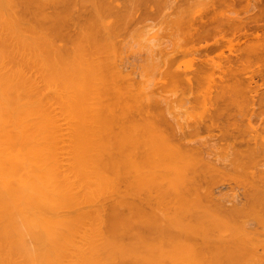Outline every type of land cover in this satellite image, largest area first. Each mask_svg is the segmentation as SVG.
<instances>
[{
	"label": "bare ground",
	"instance_id": "obj_1",
	"mask_svg": "<svg viewBox=\"0 0 264 264\" xmlns=\"http://www.w3.org/2000/svg\"><path fill=\"white\" fill-rule=\"evenodd\" d=\"M88 1L97 4L0 0V264H235L246 255L249 264H264L257 238L264 239V0H163L159 8V0L138 1L140 18L166 10L164 26L155 15L141 22L171 40L162 32L145 38V28L144 47L158 36L165 45L148 44V67L131 62L144 63L137 80L124 67L131 42L115 33L128 21L106 23L94 7V17L78 25L77 5ZM69 25L79 26L70 50L56 43L70 36ZM178 53L192 55L187 63L195 67L180 68L186 62L173 61ZM152 76L175 88L155 95ZM177 85L204 89L187 93L194 96L183 108ZM196 105L199 114L191 113ZM249 105L258 107L256 123ZM202 132L219 144H206ZM221 186L230 190L215 195ZM140 190L156 194L143 198Z\"/></svg>",
	"mask_w": 264,
	"mask_h": 264
},
{
	"label": "rangeland",
	"instance_id": "obj_2",
	"mask_svg": "<svg viewBox=\"0 0 264 264\" xmlns=\"http://www.w3.org/2000/svg\"><path fill=\"white\" fill-rule=\"evenodd\" d=\"M84 1H85V0H84ZM97 1H99V2H97ZM110 1L112 2V1H114V0H110ZM110 1L108 2V0H106V2H105V0H96V1H95V3H97L96 6H94V5H93V2H91V1H88V5H87L86 2H84V3L80 4V5H77V7L80 6L79 8H82V9H80V11L78 12V13L81 12V14H82V15L79 17V20H80V21H79L78 25H80L81 23L83 24V23H85L86 21H90V20L94 17V16H93V14H94L93 11L95 10L94 7H97V10H98V7H99L98 14H99V12H100V14H102V16L99 15L100 17H106V16H107V17L105 18V19H106V20H105L106 23H107V18H108V20L110 19V20H109L110 23H112L111 21L114 22V20H112V18H115V20H116L117 23L121 22V24H124V22H126V21L129 22V23H128V22L126 23L127 25L125 24V25H122V27H119V28H122L121 30H119L118 28L115 29V33H118V32L120 31V33H118L119 35L122 33V34H125L124 36L126 37V33H127L126 30H127V29H129V28H130V29H135V28H136V30H137L139 27H141V33L136 34L137 31L140 32V28H139V30H137V31L134 30L135 32H133V33H132L133 30L131 31V30L129 29V30H128L129 33H127V35H128V34H132V35H131V36H127L126 38H125V37H122V38H124L125 40H127L129 43L131 42V44H130L131 46H132L133 43L137 42V43H138L137 46H132L131 48L136 47L138 50H140L139 52H140L141 54L138 52V50H137L136 48H135V52H134V48H133V50H131L130 45H129V47H128V51H127V49H126L127 47H126V46H128V45H127V44L124 45V43H126L127 41H125L124 39H121V37L118 35V36L120 37L119 40H120V41L123 40V41H121V43L124 45V47H126V48H125L126 50H124V55H123V54H122L123 56L121 55L122 58H123V60H122V59H119V60H121L122 62L119 61V60L117 59V57H116V59L114 58L116 61L121 62V66H124V65H125L126 61H128L127 59L130 60V62H127V64L130 63L129 65H132V67H133V64L136 65V66H134V67H135V70H133L132 68H129V67H131V66H129V65H127V64H126L124 67H126L127 69H130V72H131V73H130V76H134V77H133L134 80H137V79H139V76H137V75L141 74V73H142V69H144V68L141 67L144 63H142L141 66H138V64H136V63H131V62H132V61H136V62L139 61L138 63H140V62H143V61H144V62H145L144 65H146V61H147V60H143V59H145L146 57H148L147 50L145 49V48H148V44H149V43L151 44V43H153V42H154V44H155L156 42H157L156 44H158V42H159V44H160L159 47H162V46L164 47V45H165V43H164L165 41H164V40H163V42H162V41H159L160 39L157 40L158 37H160V36L157 35L158 37H155L154 39H152L153 42L146 43V42H147V41H146V42H145V43H146V47H144V45H143L144 43H143V42H144L146 39H143V35H145V34H143V33H144L145 28H146L147 25H145V28H144V24L142 23L143 20H144V22H145V19H147V18L150 19V18L153 17L154 15H155V16L152 18L153 21H154V18H155L156 20H159L160 18H162V16H159V15H160V12H162L164 8H163V9H160L159 11H158V9H156V8H159L160 5H161V6H164L163 4H165V3H164L165 1L163 2V0H159V1L157 0V1H158L157 3H159V4L156 3L157 5H156V4H154L155 6L153 5V7H156V6H157V7L155 8V10H157V11H156L153 15H151V16H149V17H148V16H146V17L143 16V18H142V16H141V18L139 17V12L142 10V6H141L139 3H137V2L140 1V0H132V1L128 0L127 2H125V0H119V1L117 0V2H119V3H117L118 6L120 5V3H121V4L124 3V6H123V4H122L121 7H120V6L117 7L116 4L114 3L115 1L113 2L114 5H112V4L110 3ZM101 2H102V3H101ZM103 2H105V4H106V3H110L111 6H109V4H108V7L105 6V7L107 8V9L105 10V8H104V9L102 8V7H104V6H103V5H104ZM134 2H135L136 4H134ZM161 2H162V4H161ZM91 3H92V4H91ZM100 3H101V4H100ZM137 4H139L140 7H138L139 5H137ZM135 5H136L137 7H136ZM92 6H93V7H92ZM100 6H101V7H100ZM114 6H115V7H114ZM110 7H112L113 9L110 8ZM87 8H88V9H87ZM114 8H115V9H119V8H120V10H122V12H123L124 14H123L120 10H119V12H116V13H118V14H116ZM130 8H132L133 13H132V10H130ZM137 8H140V9H137ZM187 8L190 9L189 7H187ZM92 9H93V10H92ZM101 9H102V10H101ZM81 10H82V11H81ZM104 10H105V11L108 10V12H110V13L108 14V13L106 12V13H107V14H106V13L104 12ZM110 10H111V11H110ZM112 10H113L114 12H112ZM129 10H130V11H129ZM138 10H139V12H138ZM46 11H47L48 14H50L51 12H53V8L50 7V8L47 9ZM102 11H103V12H102ZM136 11H137L138 13H137ZM130 12H131V14H129ZM136 13H137V15H136ZM158 13H159V14H158ZM162 13L165 14V13H166V10H165V12L163 11ZM75 14H76V13H75ZM75 14H73V16H74ZM111 14H112V15H111ZM121 14H122V15H121ZM125 14L131 15L132 18H131L130 16H128L127 20H125V19H126V18H124V17H125V16H124ZM164 14H163V16H164L163 18H165V15H164ZM96 15H97V14H96ZM103 15H106V16H103ZM108 15H110V16H108ZM115 15H117V16H115ZM156 15H158L159 18H157ZM161 15H162V14H161ZM83 16H84V17H83ZM97 16H98V15H97ZM113 16H114V17H113ZM136 16H137V17H136ZM91 17H92V18H91ZM116 17H117V18H116ZM121 17H122V18H121ZM126 17H127V15H126ZM135 17H136V18H135ZM90 18H91V19H90ZM120 18H121V19H120ZM139 18H140V19H139ZM144 18H145V19H144ZM77 19H78V18H77ZM77 19H76V20H77ZM101 19L104 20V18H101ZM117 19H118V20H117ZM131 19H132V20H131ZM85 20H86V21H85ZM129 20H130V21H129ZM134 20H135V21H134ZM138 20H139V21H138ZM150 20H151V19H150ZM156 20H155V22L157 23ZM83 21H84V22H83ZM137 21H138V22H137ZM141 21H142V22H141ZM151 21H152V20H151ZM153 21H152V22H153ZM162 21H163V20L160 19L159 22H161V24H162V23H163ZM134 22H135V23L137 22L138 24H139V23H140V24L142 23V24H141V25L139 24L140 26H138V28H137V27H135ZM155 22H154V23H155ZM159 22H158V24H156V23H155V24L152 23V24L155 25V26H156V25H159V26L161 27V24H159ZM103 23H104V21H103ZM108 23H109V22H108ZM117 23H116V24H117ZM116 24H115V25H116ZM132 24H133V25H132ZM145 24H146V23H145ZM131 25L134 26V28H132ZM136 25H137V24H136ZM142 25H143V27H142ZM162 25H163V24H162ZM71 26H73V25H69V27H70L69 30H68V31H65L66 34H70L71 37H70V36H67L68 38H66V39L58 40V41H61L62 44H64V45H60V43L58 44V41L56 42L57 45H59V46H64L65 48H68L69 50H70V45L72 46L73 43L75 44V42H73L72 39H75L74 41L77 40L75 37H77V32H78V29H79V26H78V29H77L76 26H75V27H72L73 29H71ZM123 26H125V27H123ZM130 26H131V27H130ZM149 26H150V25H149ZM163 26H164V25H163ZM163 26H162V28H163ZM126 27H127V28H126ZM153 27H154V26H153ZM157 27H158V26H156V29H157ZM165 27H166V26H165ZM124 28H125V29H124ZM143 28H144V30H143ZM150 28H151V27H150ZM150 28H149V29H150ZM158 28H159V27H158ZM162 28H159V29H162ZM74 29H75V30H74ZM76 29H77V30H76ZM117 29H118V30H117ZM123 29H124L125 31H124ZM146 29H147V30H146L147 32H146V31H145V32H146L147 36H145V38L150 37V36H151L152 34H154V32H155V31H154L155 28H154V29L152 28L154 32H151V31L149 30L150 33H148V28H146ZM152 29H151V30H152ZM159 29H158V30H159ZM158 30H157V31H158ZM163 30H164V29H163ZM165 30H168V29H165ZM123 31H124V32H123ZM130 31H131V32H130ZM63 32H64V31H63ZM69 32H71V33H69ZM74 32H75V33H74ZM161 32H162V31H160L159 33L157 32V33L160 35ZM164 32H165V31H163L162 34H161L162 38L166 37V38H167V41L171 40V39L168 40V37H167V36H163V35H166ZM167 32H168V31H167ZM157 33L155 32V34H157ZM171 33H172V32H171ZM72 34H73V35H72ZM100 34H101V36L99 37ZM100 34L97 35V38H100V39H101V42H103V41H104V36H105V35H102V33H100ZM122 34H121V36H123ZM134 34H136L135 36H138V35H139V37H140L141 34H143V35H141V37H140L141 39H140L139 37H138V38H137V37H134V36H133ZM167 34H168V33H167ZM174 34H175V33H173L172 35H174ZM75 35H76V36H75ZM170 35H171V34H170ZM172 35H171V36H172ZM114 36H115V35H114ZM118 36H116V37L118 38ZM168 36H169V35H168ZM171 36H169V37H171ZM116 37H114V40H115V41L117 40ZM173 37H174V36H173ZM173 37H172V38H173ZM176 37H177V36H176ZM156 38H157V39H156ZM177 38H178V37H177ZM130 39H134V40H132V41H134V42L132 43V41H129ZM155 39H156V41H154ZM164 39H165V38H164ZM119 40H117L116 42H118ZM143 40H144V41H143ZM150 40H151V39H150ZM165 40H166V39H165ZM172 40H173V39H172ZM176 40H179V39H176ZM70 41H71V42H70ZM99 41H100V40H99ZM105 41H106V40H105ZM115 41H113V42L116 44V46H115V48H116L118 43H116ZM124 41H125V42H124ZM141 41H142V42H141ZM148 41H149V40H148ZM167 41H166V42H167ZM76 42H77V41H76ZM128 42H127V43H128ZM160 42H161V43H160ZM172 42H173V41H172ZM105 43H107V42H103V44H102L101 46L105 45V47H106V46L108 47L109 45H108V44H105ZM119 43H120V42H119ZM121 43L118 45V48H119V46L121 45ZM129 43H128V44H129ZM140 43H141V44H140ZM162 43H163V45H162ZM173 43H174V42H173ZM173 43H172V44H173ZM67 44H68L69 46H68ZM150 44H149V45H150ZM170 44H171V42H168V44H166V45H168L169 47H171ZM175 44H176V43H175ZM178 44H179V43H178ZM99 45H100V44H99ZM112 45H113V44H112ZM123 45L121 46V48H120L119 50H122ZM189 45H190V44H189ZM197 45H198V44H197ZM168 46H167V47H168ZM172 46H175V45L173 44ZM176 46H177V45H176ZM182 46H184V44H182L181 47H182ZM187 46H188V45H186V46H184V47L186 48ZM72 47H73V46H72ZM103 47H104V46H103ZM103 47H102V48H103ZM107 47L105 48V51H104V48H103V50H101V51L104 52V53H105V52L107 53V51H106ZM177 47H178V46H177ZM112 48H114V47H111V49H112ZM153 48L155 49L156 46L153 47ZM116 49H117V48H116ZM123 49H124V48H123ZM129 49H130L131 52L129 51ZM109 50H110V49H109ZM113 51H114V50H113ZM113 51H112V52H113ZM126 51H127V53H126ZM154 51H155V50H154ZM112 52H110V54H111ZM115 52H116V51H115ZM115 52H114V53H115ZM121 53H122V52H121ZM121 53H120V51H119L118 53L116 52V55L118 56V55L121 54ZM125 53H126L127 55H126ZM133 53H134V54L136 53V54L134 55ZM137 53H139V54H137ZM150 53H151V52H150ZM107 54H108V53H107ZM107 54H106V55H104V54L101 55V58H102V57H103V58H108V57H107V56H108ZM160 54H161V53H160ZM160 54H157V53H156V55H157V56L155 55L156 58H159L158 55H160ZM181 54H183V53H180V54L178 53V54L176 55L177 57L175 56V57H174L175 59H173V61H176V63H177V59H179V60L181 59V58H178V55H179L180 57H182ZM114 55H115V54H114ZM114 55H113V56H114ZM116 55H115V56H116ZM125 55H126L127 57H126ZM142 55H143V56H142ZM162 55H163V54H162ZM184 55H185V54H184ZM184 55H183V56H184ZM187 55H189V54H186V55L184 56L185 59L182 60L183 62L185 61L186 63H184V64H179V63H178V64H177V65H179V67L181 66L180 68H182V67H186V66H187V68L190 67L189 64H188L187 62H189L188 60H190V62H191V60H193L194 58H193V59H192V58L190 59V57H189V59H187V58H186ZM163 56H164V55H163ZM189 56H192V55H189ZM124 57H126L127 59L124 58ZM134 57H135V58H134ZM184 57H182V58H184ZM192 57H193V56H192ZM118 58H121V57L119 56ZM137 58H138V59H137ZM149 58H150V57H149ZM160 58H161V55H160ZM162 58H163V57H162ZM124 59H125V60H124ZM139 59H141V60H139ZM105 60H106V59H105ZM142 60H143V61H142ZM153 60H156V59H153ZM160 60H161V59H160ZM186 60H187V61H186ZM107 61H108V60H107ZM124 61H125V62H124ZM182 61L180 60L181 63H183ZM147 62H148V63H151V61H147ZM155 62H156V61H155ZM158 62H159V61H158ZM178 62H179V61H178ZM109 63H110V61H109ZM148 63H147V65H148ZM176 63L174 64V62H173L172 65L174 66V68H175V67H176V68H179V67L175 66ZM193 63H194V64H190V65L192 66V67H190V68H194V67H195V60H194ZM155 64H156V63H155ZM109 65H110V64H109ZM139 65H140V64H139ZM147 65H146V66H147ZM150 65H151V64H150ZM156 65H157V64H156ZM110 66H111V65H110ZM128 66H129V67H128ZM154 66H155V65H154ZM159 66H160V65H159ZM143 67H144V66H143ZM147 67H148V66H147ZM155 67H156V66H155ZM155 67H154V68H155ZM180 68H179V69H180ZM187 68H186V69H187ZM190 68L187 69V70H190ZM155 69H156V68H155ZM184 69H185V68H184ZM184 69H183V70H184ZM186 69H185V70H186ZM132 70H133V72H132ZM148 70H150V71L153 72V70H151L150 67H149V69H147V71H148ZM181 70H182V69H181ZM127 71H129V70H127ZM135 71H137L136 74L134 73ZM138 71L141 72V73H139ZM156 71H157V73H156ZM111 73H112V71H111V69H110V70H108V71L106 72V76L108 77V76L110 75L109 77L112 79L113 76H111ZM138 73H139V74H138ZM107 74H108V75H107ZM151 74H152V73H151ZM151 74H149V75H151ZM153 74H155V76L158 75V68H157L156 70H154ZM156 74H157V75H156ZM106 76H105V77H106ZM143 76H144V75H143ZM143 76H142V77H143ZM142 77H141V75H140V78H142ZM144 77H145V76H144ZM146 77H147V76H146ZM153 77H154V76H152V78H153ZM157 77H159V76H157ZM157 77H156V78H157ZM136 78H137V79H136ZM148 78H149V76H148ZM148 78H147V79H148ZM154 78H155V77H154ZM154 78H153V79H154ZM160 78H161V77H160ZM160 78H159V79H160ZM105 79H106V78H105ZM143 79H144V78H143ZM143 79H142V80H143ZM147 79H146V80H147ZM153 79H152V81H153ZM157 79H158V78H157ZM159 79H158V80H159ZM108 80H109V79H108ZM140 80H141V79H140ZM140 80H138L137 82L135 81L136 84L133 83V84L135 85V86L133 85V86H134V87H133L134 89H137L136 85L139 86V84H140ZM142 80H141V81H142ZM154 80H155V79H154ZM132 81H133V80H132ZM143 81H144V80H143ZM143 81H142V82H143ZM159 81H161V80H159ZM159 81H157V82H156V80L154 81V82H156V85H157V86L154 85L155 83L153 84V82H151L150 80L148 81V83L151 82V83L153 84V87H155V88H154L155 90H154V89L152 88V86L150 85V87L153 89V91H154L153 93H155V95L157 94L158 90H159V92H160V89H161V93H162V90L165 88V85L168 86V87H172V86H173V87H172L173 89L175 88V87H174L175 84H174V85H171L172 83H170V82H168V83L165 82V83L168 84V85H167V84H164V83L162 82V83L164 84V85H163V84L160 83ZM108 82H109V81H108ZM108 82L106 83V86H109V83H108ZM110 82H111V81H110ZM144 82H145V81H144ZM146 82H147V81H146ZM258 82H260V79H258ZM138 83H139V84H138ZM157 83H160L161 85H163V88L161 87L160 84L158 85ZM169 83H170V84H169ZM149 84H150V83H149ZM140 85H141V84H140ZM203 85H204V84H203ZM203 85H201V86H203ZM147 86H148V85H147V83H146V87H147ZM159 86H160L161 88H160ZM183 86H184V85H182V86L179 85V87H178V85H177L176 88H179V89H175V91H177V90L180 91V92H181V96H180V95H179V96L177 95V96H178V97H177V98H178V101H177V99H174L175 102L173 101V102L176 104L177 102H180L179 100L182 98V99H183V100L181 99V102H182V103H180V104H181L180 106H182V107L186 104V103H185V100L187 99V95H188V97H190L189 99H193V96L195 95V93H196L197 90L199 91V90H201V89H204V87H202V88L200 89L201 86H200V87H199V86H196V87H193L191 90L188 88L190 91L187 92L188 89H187L185 86H184V87H183ZM135 87H136V88H135ZM146 87H145V88H146ZM180 87L182 88V90H180V89H181ZM148 88H149V86H148ZM157 88H159V89L157 90ZM198 88H199V89H198ZM111 89H112V88H111ZM141 89H144L143 85H142V88H141ZM149 89H150V88H149ZM166 89H168V88H166ZM195 89H196V91H195ZM137 90H139V89H137ZM137 90H136V92H137ZM145 90H147V89H145ZM156 90H157V91H156ZM168 90H169V89H168ZM168 90H167V91H168ZM184 90H185L186 92H185ZM182 91L185 92V94H186L185 96H186V97L182 94V93H183ZM198 91H197V92H198ZM202 91H204V90H202ZM138 92L140 93V91H138ZM138 92H137V93H138ZM141 92H143V91H141ZM180 92H178V94H180ZM190 92H191V93H194V95L192 94V96H191V95L189 96V94H187V93H190ZM164 93H166V92H165V89H164ZM174 93H175V92H174ZM199 93H200V94H199ZM199 93H196V95H198V94L201 95V92H199ZM204 93H205V91H204ZM204 93H203V94H204ZM169 94L171 95V93H169ZM159 95H160V94H159ZM162 95H163V94H162ZM170 95H169V96H170ZM182 95H183L185 98L182 97ZM250 95H251V94H250ZM167 96H168V95H167ZM158 97H159V96H158ZM173 97H174V96H172V99H173ZM180 97H181V98H180ZM167 98H168V97H167ZM170 98H171V97H169V100H170ZM174 98H175V97H174ZM179 98H180V99H179ZM176 101H177V102H176ZM168 102H170V101H168ZM174 103H173V104H174ZM171 104H172V103H171ZM173 104H172V106H174ZM255 104H256V103H255ZM169 105H170V104H169ZM176 105H177V104H176ZM186 105H188V104H186ZM186 105H185V106H186ZM256 105H258V104H256ZM178 106H179V103H178ZM180 106H179V107H180ZM196 106H198V105H196ZM196 106H194V108H195ZM163 107H168V106L163 105ZM176 107H177V106H176ZM176 107H175V108H176ZM187 107H188V106H187ZM251 107H252V106H251ZM254 107H257V106H254ZM173 108H174V107H173ZM177 108H178V107H177ZM180 108H181V107H180ZM183 108H185V107H183ZM189 108H190V105H189L188 109H189ZM194 108H193V109H194ZM200 108H201V107H200ZM200 108H199V106L196 107V111H195V110H194V111L192 110L191 113H193V112H196V113H197V112H198L197 114H199V111H202V108H201V109H200ZM247 108H248V109H247ZM165 109H166V108H165ZM171 109H172V108H171ZM191 109H192V107H191ZM199 109H200V110H199ZM246 109H247V113H246V114H248V116H249L250 114L248 113V110H249V112H250V110H251L250 105H249V107H246ZM166 110H167V109H166ZM173 110L177 111L176 109H173ZM173 110H172V112H174ZM178 110H179V109H178ZM197 110H199V111H197ZM257 110H258V107L255 108L254 110H253V107H252L251 112H252V114H254V116H250V117H251V121H255V122H253V123H256V122H257V120H254V119H255L254 117H256V115H257L258 112H259V111L257 112ZM259 110H260V109H259ZM167 111H169V110H167ZM170 111H171V110H170ZM180 111H182V109H181ZM183 111L187 112L186 109H184ZM183 111H182V112H178V111H177V112H178V116L181 115L182 113H184ZM189 111H190V110H189ZM253 111H256V112L254 113ZM177 112H176V113H177ZM251 112H250V113H251ZM169 113H170V112H169ZM176 113H174V114L176 115ZM179 113H180V114H179ZM191 113L188 114L189 116L187 115V113H184L185 115H184V114H183V115H184V116H188V118H189L190 116H191V118H193V115H194V114H191ZM196 113H195V117H197ZM256 113H257V114H256ZM171 114H172V113H171ZM174 114H173V115H174ZM175 115H174V116H175ZM178 116L176 115L175 117H178ZM184 116H183V117H184ZM181 117H182V115H181ZM252 117H253V118H252ZM185 118H186V117H185ZM245 118H246V117H245ZM245 118H244V121H243V122H246V119H245ZM242 124H243V123H242ZM201 134H203V136H205L204 134H206L207 137L209 136V135H207V133H205V132H202V133H200L199 135H201ZM199 135H197V137H198ZM203 136H201V138H202ZM206 136L204 137L205 140H206V144L211 145V144L209 143V142H210L209 140H211V139H212L213 141H216V140H214L213 138H210V137H208L209 139L207 140V137H206ZM195 137H196V136H194V138H195ZM197 137H196V138H197ZM245 137H247V136H245ZM199 139H200V138H199ZM200 140H201V141H204L203 138L200 139ZM212 140H211V143L213 144L214 142H212ZM208 141H209V142H208ZM204 142H205V141H204ZM215 143L217 144V141H216ZM218 144H219V143H218ZM218 144H217V145H218ZM220 145H221V144H220ZM216 150H217V149H216ZM221 150H222V149H221ZM217 152H218V153H217ZM215 153H216L217 155H214V156H218V155L223 154V151L220 152V150H219V151L217 150ZM222 156H223V155H221L220 158H222ZM214 158H216V157H214ZM218 160H219V159H218ZM219 161H220V160H219ZM219 165H222V164L219 163ZM122 182H124V181H122ZM122 182H121V184H120V187L123 186V187H121V188L124 189V185H125V183H122ZM122 184H124V185H122ZM126 187H127V186H126ZM229 188H230L229 186H221V187L218 188V190H215L216 193H215V192H214V193H215V195H216L217 193H218L217 195H220V194H223L222 192H224V191H225V193L228 192V191L230 190ZM125 189H126V188H125ZM223 189H224V190H223ZM225 189H229V190H225ZM144 190H145V189H144ZM153 190H154V189H153ZM153 190H151L152 192H150V193H144L142 190H140V191H142V192H141V195H142L141 197H143V198H144V197H146V198L150 197L149 195L153 194ZM222 190H223V191H222ZM221 191H222V192H221ZM158 192H159V191H158ZM230 193H232V192H229V193L226 194V195H231ZM154 194H156V192H154ZM154 194H153V195H154ZM153 197H154V196H153ZM153 199H154V198H153ZM153 199L151 198V200H153ZM156 199H157V198H155L154 200L156 201ZM110 200H111V199L106 200V204H107V205H108V204L110 205V202H111ZM149 200H150V198H149ZM151 200H150V202H151L152 205H150V207H151V208H154L153 206H156V203H155L154 200H153L154 202L152 203ZM109 201H110V202H109ZM108 202H109V203H108ZM156 202H157V201H156ZM157 206H158V204H157ZM157 206H156V207H157ZM150 207H149V205L147 206V208H150ZM124 211H125V213H126L127 210L124 209ZM170 212H171V211H170ZM261 234H262V233L258 234V237H257V238H259L261 241H263V244H264L263 235H261ZM259 236H261L262 238L259 237ZM182 237H183V236H180V237H178V238H179V239H180V238L182 239ZM179 239H177V241H178ZM254 239H256V238H254ZM254 239L252 240V242H253V241H256V243H258V241H260V240H258V239H256V240H254ZM257 240H258V241H257ZM230 241H231V240H230ZM261 241H260V242H261ZM179 242H180V240H179ZM228 242H229V241H228ZM231 242H232V241H231ZM260 242H259V243H260ZM229 243H230V242H229ZM229 243H228V244H229ZM253 243H255V242H253ZM225 244H227V243H225ZM232 245H233V242H232V244H229V246H231V247H232ZM243 250H244V249H243ZM246 250L248 251L249 249H246ZM246 250H245V252H246ZM257 250H261V251H262V249L259 248V247H258ZM259 252H260V251H259ZM241 253H242L243 255H244V254H247V253L250 254L249 251H248L247 253H244V251H241V250H240L239 255H240ZM252 254H253V253H252ZM250 255H251V254H250ZM250 255L247 257V259L250 257ZM241 256H242V255H241ZM246 256H247V255H246ZM246 256H242V257L239 256V257H238L239 261H241V262H238L237 258L234 259L233 262L235 263V261H236L235 264H249L250 262H246V261H245ZM243 257H245V258H243ZM251 257H252V256H251ZM240 258H242V259L240 260ZM243 259H244V260H243ZM249 259H250V258H249ZM252 259L254 260V258H251L250 260H252ZM253 260L251 261V264H253V263H257V262H255V261H253ZM244 261H245V263H243ZM252 262H253V263H252ZM258 262H259V261H258ZM231 263H232V262H231ZM259 263L262 264V261L259 262Z\"/></svg>",
	"mask_w": 264,
	"mask_h": 264
}]
</instances>
